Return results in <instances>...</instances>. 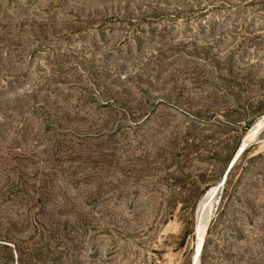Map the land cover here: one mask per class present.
<instances>
[{
    "label": "rangeland",
    "instance_id": "rangeland-1",
    "mask_svg": "<svg viewBox=\"0 0 264 264\" xmlns=\"http://www.w3.org/2000/svg\"><path fill=\"white\" fill-rule=\"evenodd\" d=\"M0 264H264V0H0Z\"/></svg>",
    "mask_w": 264,
    "mask_h": 264
},
{
    "label": "bare ground",
    "instance_id": "bare-ground-1",
    "mask_svg": "<svg viewBox=\"0 0 264 264\" xmlns=\"http://www.w3.org/2000/svg\"><path fill=\"white\" fill-rule=\"evenodd\" d=\"M261 128V123L259 122L258 123V125H256V127H255V130H258V129H260ZM245 147L244 148H246V145H244ZM242 147V146H241ZM240 147V148H241ZM244 150V149H243ZM243 150L241 151V153L243 152ZM241 153H240V150L238 151V153H237V157H236V159H235V161L237 160V158L241 155ZM232 164H234L233 162H232ZM216 190H217V188L216 187H214L210 192H209V194H208V196L206 197L207 199H210L214 194H215V192H216ZM217 193V192H216ZM214 197V196H213ZM213 199V198H212ZM202 242H200V244H199V247H197V252H196V257H199V255H200V252H201V250H202Z\"/></svg>",
    "mask_w": 264,
    "mask_h": 264
},
{
    "label": "water",
    "instance_id": "water-1",
    "mask_svg": "<svg viewBox=\"0 0 264 264\" xmlns=\"http://www.w3.org/2000/svg\"><path fill=\"white\" fill-rule=\"evenodd\" d=\"M244 147H245V146H244V145H242V147L240 148V153H241V151L244 149Z\"/></svg>",
    "mask_w": 264,
    "mask_h": 264
}]
</instances>
